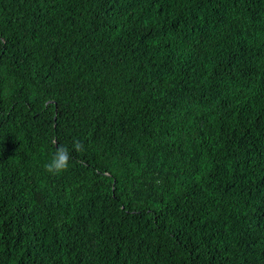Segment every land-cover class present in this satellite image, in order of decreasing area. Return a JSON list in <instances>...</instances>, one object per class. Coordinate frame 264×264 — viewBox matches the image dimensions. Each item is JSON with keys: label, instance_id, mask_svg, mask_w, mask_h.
Returning a JSON list of instances; mask_svg holds the SVG:
<instances>
[{"label": "trees", "instance_id": "1", "mask_svg": "<svg viewBox=\"0 0 264 264\" xmlns=\"http://www.w3.org/2000/svg\"><path fill=\"white\" fill-rule=\"evenodd\" d=\"M0 264H264V0H0Z\"/></svg>", "mask_w": 264, "mask_h": 264}, {"label": "clouds", "instance_id": "2", "mask_svg": "<svg viewBox=\"0 0 264 264\" xmlns=\"http://www.w3.org/2000/svg\"><path fill=\"white\" fill-rule=\"evenodd\" d=\"M52 143L55 145V150L51 159L44 165L45 171L52 176L62 175L69 170L73 152L79 154L85 151L80 140H75L71 148L63 144H56L55 141H52Z\"/></svg>", "mask_w": 264, "mask_h": 264}]
</instances>
